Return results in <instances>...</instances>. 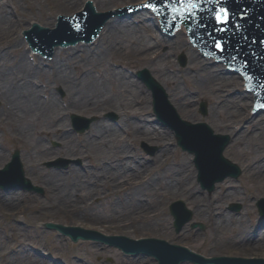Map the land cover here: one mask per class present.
Instances as JSON below:
<instances>
[{"label": "bare ground", "instance_id": "bare-ground-1", "mask_svg": "<svg viewBox=\"0 0 264 264\" xmlns=\"http://www.w3.org/2000/svg\"><path fill=\"white\" fill-rule=\"evenodd\" d=\"M54 1L58 2L57 4H61V6H71L78 4L82 0ZM106 1L108 0H93L94 8L102 11L109 9L111 11V8L115 5H126L131 2L137 4L138 1L145 0H129L113 6H106ZM110 1L111 3L114 1L118 2V0ZM40 2L42 0H0V119L8 125V131L12 134L13 139L23 145L27 151H30V155H26V161L31 168L30 174L35 175L37 172L36 165L54 152L68 156H86L87 148L80 146L72 136L71 129H67L70 124L67 114L75 112L77 109L101 112L103 114L102 111L105 109L114 108V111L119 112L122 122H117V125H114L108 120L101 119L91 128L94 139L92 138L89 142V148L96 150L100 157L99 159L102 158L104 164L95 170L88 180L85 179L83 170L86 168L83 163L72 167L67 173H65V168L59 169L57 174L56 170H54L55 172L51 170L53 175H47L44 170L38 169L39 173H44V180L49 189L52 190L55 201L58 202L57 208H60V211L71 209L73 212L76 211V218L89 216L90 218H87L98 222H104L111 217L122 218L128 212L141 213L142 215V213L146 214L150 210L152 203L143 205L139 200L144 198L146 200L147 198L149 202L154 201L153 204L156 201L155 191L153 192V188L151 189L145 184L147 180L149 182V179L152 178V176L148 177L146 174V171H150L151 168L146 165L148 166L146 169V166H141L143 161L139 162L137 158H132L133 160L130 158L131 150L123 142V138L120 135V132L126 128L127 130L133 129L143 139L163 144L155 156V161L161 166V171H163V177L159 178L158 176L157 186H162L163 191L167 192V194L169 192H177L191 199L192 203L198 204L196 210L199 216L204 215L207 207L200 206V199L196 196L200 191L197 188L196 177L193 178V176L198 171V182H200L202 189L214 188L215 190L216 184L221 182L220 185H223L225 180L221 179L220 176L227 173L226 167L228 163L226 161H230V165L235 166L238 164L226 157L224 152L218 151L213 146V148L205 147L204 149L203 144L197 139H192L194 147L197 146L193 149L195 152L192 153L195 156L194 161L197 171L187 161L186 156L178 160H171L170 148L164 145L166 131L157 129L153 124L145 123L143 121L145 118L141 115L148 108L147 103L150 95L146 92L142 93L144 90L143 86L141 84L139 86L138 82L129 76L128 71L110 67L106 58L110 53L109 49H119L123 46L130 48V52L135 54L136 57L142 60L148 59L147 61L151 63L154 74L160 78L162 83L171 86L172 89H169L171 98L169 100L176 103L184 112L189 110L192 98L186 95L184 90L180 88L176 77L167 70L169 68L168 65L173 63L169 59V54L178 45L188 51L189 57L194 63L193 65L198 68V75H196V81H194L199 93H208L212 96L214 104L216 101L219 105L215 104L211 108V113L214 116L224 114V116L234 115L240 119L244 118V110L249 103L247 100H251L250 107L252 106L253 93L244 92L245 100H240L239 96L237 97L236 95L225 97L229 88H235L239 83L243 87L244 78H241L239 74L231 73L229 76H227V73H221L220 76H216L215 72H217V69H222L223 66L215 64L205 65L211 59L200 56L199 50L189 42L188 33L184 26L175 33L174 42H166L167 36L161 34L155 27L157 19L146 10L134 15L140 21L137 24H134L132 18L125 20L121 18L119 20L118 16H111L107 21H103L105 24L95 41L91 44L79 42L71 47L55 49L53 58L47 63L49 69H45L41 64L48 60L39 59L36 61L37 57L34 55V60H31L30 54L25 52L23 47V44L25 45V37L19 36L16 32L18 24L26 21L32 14V12L31 14L30 12H24L23 16L20 17V14L23 13L21 7L27 6L32 9ZM83 6L84 4L79 8L83 9ZM63 14L69 15L68 12ZM56 20L57 18L54 19L51 26H54ZM30 26L31 23L27 27ZM107 31L109 39L105 42L106 47L99 52L94 43L98 42L102 34ZM178 33H181L179 37ZM152 34H156L158 41L153 42L150 40ZM158 45L166 47L167 50L161 51ZM63 54H66V56ZM143 54H147V58L141 57ZM58 85H61L71 98L66 106L59 102L57 93L53 89ZM44 95L47 98H44ZM240 96L243 97L242 93ZM157 99L158 104L161 105V99ZM239 103H242L244 110L237 108ZM229 107H231L230 112H228ZM236 113L238 114L237 116L235 115ZM139 114L140 117L142 116L141 121L138 117ZM110 115L112 116L113 114L111 113ZM93 119L81 118L80 116L73 117L74 124L78 126H88ZM138 119L139 121H137ZM251 120L252 122L248 123L246 131L258 130L256 133L248 135L243 141H241L242 135H240L238 137L237 151L247 158L246 160L251 164L255 173L263 172L264 177V161L257 163L259 154H263L264 157V116L261 114L257 118L252 117ZM206 135H212L210 129L206 131ZM47 138H59L63 143V148L52 151V147L45 141ZM112 143H116L114 148ZM104 145L106 148H104ZM225 146H228V143ZM209 151H211L210 154L208 153ZM5 159H7V156L4 155L0 146V166L5 163ZM16 167L17 164L13 162V165L7 163L6 166L0 167V169L5 170L6 175L11 173L9 175L11 176L15 175ZM152 179L154 180V178ZM133 183H136V185L138 183L135 190L130 187ZM106 186L111 189L109 192L122 191L131 194L124 199L113 200L110 203L111 212L105 217L101 216L99 210H97L98 207H94L90 203L91 196L100 194V191ZM10 190H6V193L3 194L2 203L10 209L21 207L19 203L22 199L21 195L10 193ZM239 195L234 187L228 189L224 194L225 198L227 197L226 199L235 198ZM225 198L222 200L213 199L216 202L211 201L209 204L211 214L210 216L207 215L206 218L212 221V227H215L218 233L220 231L224 233L233 231L239 237L244 238L255 235V244L249 248L261 249L264 247V228H260V225L254 227L245 223L242 217H235V219L232 213H228L221 207L223 202L226 201ZM109 200H112V193ZM236 208L240 210L241 205L239 204ZM257 208L264 219V196L258 198ZM155 211L156 209H154ZM175 212L177 217H180V221L186 219L182 216L183 211L178 207H176ZM87 213L91 214L88 215ZM185 223V225L183 224L184 226L182 225L181 230L189 223V219ZM262 224L264 227V222ZM192 225L204 228V223L193 222ZM227 228L230 229L228 230ZM71 235L75 234L71 233ZM245 245L247 246L246 243ZM4 246L5 244L0 243V247ZM212 257L222 258L223 264H264L262 262L251 263V259H257L249 257L242 258L222 254L207 256L209 259ZM259 259L264 260V257ZM41 261L40 259L38 264L45 263V260ZM216 264H219V260H216Z\"/></svg>", "mask_w": 264, "mask_h": 264}, {"label": "rangeland", "instance_id": "rangeland-1", "mask_svg": "<svg viewBox=\"0 0 264 264\" xmlns=\"http://www.w3.org/2000/svg\"><path fill=\"white\" fill-rule=\"evenodd\" d=\"M128 1L129 0H118L117 3L116 1L111 3V1L108 0L105 2V5L113 6L115 4ZM107 2L108 4H106ZM57 3L58 2L54 0H42V2L34 6L32 9L27 6L21 7L23 13L20 14V17L23 16L24 12H30V14L32 12V14L26 21L18 24V27H16L17 34L22 36L20 31L23 30L24 27H27L30 23L34 22V20L40 24H45V26H51L54 19L57 18V15L60 12H77L76 10L81 8L80 6L85 3V0L71 6H61V4ZM132 19L134 24L140 22L135 16L132 17ZM179 34L181 33H178V37ZM108 39L109 36L107 31L99 38L100 41L98 40V42L94 43L97 51L100 52L102 49H105V42L108 41ZM174 39H166V42H174ZM150 40L153 42L158 41L156 34H152L150 36ZM158 46L161 51L167 50L166 47H160V45ZM23 47L25 52L28 53V48L24 44ZM129 49L130 48L123 46L119 49H109L110 53L107 56L106 61H109V65L112 68L128 71L129 76H131V78L133 77L134 81L138 82L137 84L139 86L140 84L143 86L144 90L142 93L146 92L150 95L147 103L148 108L145 109L141 115L144 116L145 119L143 121L145 123L153 124L157 129H163L166 131L164 145H167L170 148L171 160H178L181 157L186 156L187 161L191 163L197 171L194 161L195 156L187 151H183L178 146L175 131L164 125L157 117L154 111L153 91L138 77V72L140 70L147 69L160 86L164 88L168 98H171V92L169 91V89H172L171 86L169 84L162 83L160 78L154 74V71L151 68V63L147 61L148 59L142 60L136 57V55L130 52ZM111 50L113 51L111 52ZM63 55L66 56V54ZM183 55L185 56L184 62L182 61ZM141 57L147 58V54H143ZM30 59L34 60L33 56H30ZM169 59H171L173 63L168 65L169 68H167V70L171 75L176 77L180 88L184 90L186 95L192 98L191 106L188 108L189 110L185 112L181 109V107L177 106L176 103L170 102L174 105L183 120L193 123L205 122L214 133L229 136L230 143L225 148L224 155L239 165L241 173L237 177L225 178L223 185H220L221 182H219L216 184L215 190L209 192L208 190L202 189L200 182H198L197 171L193 178L196 177L197 188L200 192L196 196L200 199V206L207 207L205 211L207 213L205 214L204 212V215L199 216L196 210L198 204L192 203L191 199H188L187 197H184V195L177 192H169L167 194V192L163 191L162 186H157L156 181L158 176L159 178L163 177V171H161V166L155 161V156L160 151L163 144L143 139L139 137L133 129L127 130L125 128L122 132H120V135L123 138V142L131 150L130 158H137V161H143L141 162V166L148 165L151 168L150 171H146V174L148 177L152 176L154 180L151 178L149 179V182L147 180L145 184L151 189L153 188V192L155 191V203L153 204L154 201L149 202L147 198L146 200L145 198L143 200H139V202L143 205L152 203V206L150 208L148 207L150 210L147 211L146 214L142 213V215L141 213L137 214L134 212H128L122 218L111 217L107 218L104 222L89 219V216H87L89 218H84L83 216L76 218V211L73 212L71 209L60 211V208H57L58 202L55 201L52 190L49 189V186L44 180V173L47 175H53L51 170H56L57 174L61 168H65V173H67V171L71 170L72 167L78 166L79 163H83L86 168L83 170L85 173V179L88 180L89 176L104 164L103 159H99L100 157L96 150L89 148V142L93 138L91 128L101 119L108 120L114 125H117V122H122L119 112L114 111V108L105 109L102 111L103 114H101V112L77 109V111L67 114V118L70 123L67 129H71L72 136L75 140H77L80 146L87 148V152L85 151L86 156H68L62 153L54 152L46 159H43L41 163L36 165L37 172L36 174L34 173L35 175L30 174L31 168L26 161V155H30V151H27L23 145L13 139L12 134L8 131V125L3 123L2 119H0V146L4 155L7 156L5 163L0 167L3 168L6 166V164L12 160L13 156L17 154L19 161L22 164V174L31 183L30 190H24L22 188L10 190V193L20 194L22 197L19 202L21 207L16 209H10L2 203V196L6 193V190L0 186V243L5 244L4 247H0V264H38L40 259L42 261L45 260L44 264H157V262L152 259V256L148 255L147 252L144 251L142 246H138L142 244H137L138 248L136 251H143V253L147 256L139 254L135 255L136 251L134 254L127 255L126 252L122 251L118 247L109 246L107 243L109 240L106 237H110L112 235L129 237L132 239H141L146 237L161 238L171 243L185 245L193 251L201 253L205 256L222 254L242 258H256L257 260L264 257V247L261 249L249 248L255 244V235H250V239V236H246L245 238L239 237L237 233L233 231H229L227 233L220 231L218 233L215 227H212V221H209L206 218L207 215L210 216L211 214L209 205L211 201H214L213 199L222 200L225 198V192L231 187H234L240 195L230 199H226V197V201L223 202L221 207L228 213H232L234 218L242 217L245 223L251 224L254 227L260 225V228H264L262 224L264 222L263 216L260 215L257 208L258 198L264 196L263 172L259 174L255 173L251 164L248 160H246L247 158L242 156V154L237 151V143H239L238 137L242 135L241 141H243L248 135L256 133L258 129H253L252 132H247L246 128L248 123H245L243 128H240L236 133H234V128L238 127L239 122L243 121L247 116V113L251 112V100H247L249 103L246 106V109L243 108L242 103L237 105L239 110L245 109L243 119L235 117L234 115L232 116L230 113V116H224V114L214 116L213 113H211V108H213V105L215 104L217 106L219 105L216 101L214 104L211 95L208 93H199L197 90L195 81L196 75H198V68L193 65L194 63L189 57L188 51L185 50L184 47H180V45H178L177 48L169 54ZM38 60L39 59L37 57L36 61ZM45 63H42L41 65L45 67V69H49V66H45ZM205 65L208 66V64ZM215 65L220 66L221 64ZM235 88H242V84H237ZM53 89L57 93L59 102L66 106L71 99L67 92L61 85L55 86ZM227 92L228 91H226V93ZM241 93L242 92H240V94ZM226 95L227 96L225 97L233 96L228 94ZM234 95H236V92ZM236 96H239L240 100H245V98L240 95ZM43 97L47 98L46 95ZM204 103L206 104V114H203L202 112ZM230 111L231 107H229L228 112ZM111 113L113 114L112 116L110 115ZM73 115L94 119L91 121L88 128H86L83 132H78L73 126ZM235 115L237 116L238 114L236 113ZM260 115L261 114L257 117ZM142 116L140 117V114L138 115L140 121L142 120ZM139 119L137 121H139ZM250 122H252V120ZM45 141L52 147V151L56 149L61 150L63 148V143L59 138H47ZM143 143L154 147V153L151 154L150 152H147L142 146ZM115 146L116 143H112V147L114 148ZM119 146H121V144H119ZM104 148H106V146ZM66 164L68 167H63ZM148 166H146V169ZM38 169L44 170V173H39ZM137 186L138 183L137 185L136 183H133L130 187L135 190ZM109 190L111 189L106 186L102 191H100V194L91 196L90 204L94 207H98L97 210H99L101 216L105 217L111 212L112 207L110 203H112L113 200H121L131 194L122 191L109 192ZM156 190H158V192H156ZM111 193L112 200H109ZM177 200L185 202L188 210L192 213L189 223L183 227V230H181V228L178 229L175 226L174 217L170 213V205ZM232 203L240 204L241 209L238 211L233 210L231 208ZM154 209H156L155 212ZM87 214L89 215L91 213ZM46 221L67 225L68 227H71L73 231L81 232L82 235H85V238H80L75 242L68 235L61 234L57 230L45 228L43 224ZM193 222L204 223V228L202 229L199 226L194 227L192 225ZM80 228L82 230H80ZM227 229L229 230L230 228ZM186 264L195 263L187 262Z\"/></svg>", "mask_w": 264, "mask_h": 264}, {"label": "water", "instance_id": "water-1", "mask_svg": "<svg viewBox=\"0 0 264 264\" xmlns=\"http://www.w3.org/2000/svg\"><path fill=\"white\" fill-rule=\"evenodd\" d=\"M87 1L88 0H85L83 9H78L77 10L78 13L75 14V16H74L75 19L73 17H71L72 16L71 14H74L76 12H69V15H64L63 12H60L58 17H57L56 23H54V26L44 27L45 24H40V26L44 25L43 27L45 29H41V28L34 29V30L32 29V33L33 32H36V33L34 35H31V39H34V40H37V39H42V40L43 39L44 40H46V39L47 40H58V39L60 40V39H63V40H65L64 38H66V37L67 38L70 37V39L74 38V37H71V36L72 35L75 36L76 34L87 32V24H89L92 21L89 18V16H91V17L94 16L96 19L100 20V22L102 24L103 21H106V15L107 14H110L111 11H116L120 7L124 6V5H115L114 7L111 8V11L109 9H107V11H102V10L94 8L93 1H92V3H89V4L87 3ZM144 2L145 1H138L137 4H134V3L131 2L130 6L133 7V4H134V6L136 8L135 11H132L131 15H127V14L126 15H122L121 17H118V19L121 20V18H123V20H125V19H129V18L134 17L136 12L143 11L142 8H144V7H142V5L144 4ZM92 10L96 11L97 14H93ZM129 10H131V9L127 8V11H129ZM81 15H82L83 19L81 21H79V19L76 20V17H79ZM34 22L36 23V20H34ZM36 25H39V23L37 22ZM30 27H24L25 33H28L27 29L30 28ZM155 27L158 29L157 23H155ZM46 28L48 30H46ZM184 28L186 30L185 26H184ZM20 33L22 34V30L20 31ZM164 36H166V35H164ZM167 38H169V36H167ZM172 39H174V38H172ZM40 44L42 45V47H44V48L46 47L45 43H43L41 41H40ZM88 44H91V43H88ZM199 54H200V52H199ZM207 64L208 65H214V61L213 60L207 61ZM223 68H224V66H223ZM223 68L222 69H217V72H215V75L216 76H220L221 73H227V76H229L230 73L227 70L223 69ZM141 76L148 83L151 82L150 79H148V77H146L144 75V72L141 73ZM235 92H236V95H240V92H242L243 98L245 97V94H244L245 91H243L242 88H229L227 94L228 95H234ZM162 104H163V107H165V105L167 103L165 104L163 102ZM158 106H159V104H158ZM163 107L161 106V109H160V107L157 108V112H158L159 116L163 115V112L161 111L163 109ZM258 115L252 114V112L247 113V116L244 118V120L239 122L238 127L234 128V133H236L240 128H243L245 123H250L252 117H257ZM166 116L171 121L174 122L173 118L168 113H166ZM81 129H83V128H81ZM180 131H182V130H180ZM191 133H192L191 137L187 138L186 137L187 134L184 133V135L179 139L180 144H182V146L184 148H188L191 151H194L193 149L197 147L196 145H195L196 147H194V142L192 141V139L199 140L200 143L203 144L204 149H205V147L206 148L207 147H211V148L215 147L220 152H222V149L224 148L225 144L227 143V142H224L222 144H219V140H217V139H221V136H214L215 138L214 137L211 138L208 135H206L204 129H202V128L198 129V130H192ZM208 153L210 154L211 151H209ZM259 161H264L263 154H259V158H258L257 163ZM14 162L17 164L15 175L9 176L11 173L6 175V173L4 172L5 170L0 171V184L1 185H3L7 181H9L10 183H14V184H22V182L26 181V180L24 181V179L22 178L21 166H20V164L18 162L17 155L15 156ZM223 163H224V161H223ZM228 164L230 165L229 162H228ZM230 166L236 167L234 165H230ZM12 167H14V166H12ZM225 175L226 174H223L222 176H220V178L222 179ZM232 175H234V174H232ZM235 175H237V174H235ZM25 183H27V182H25ZM176 207H178L179 209H181L183 211L182 216H184L186 218L185 220H183V221L179 220L180 217L179 216L177 217L176 212H175ZM171 212L173 213V215L177 219L176 220V222H177L176 224L178 226V229L181 227V225L184 222H186L188 219H190V212L186 211V209L184 207V204L182 202L178 201V202L172 204ZM48 225H49V227L60 228V229H63V230L69 229V228L63 227L61 225L53 224V223H49ZM71 230H72V233L75 234V235L72 236V238L77 239L81 235V232L73 231V229H71ZM112 238L116 239L115 237H112ZM122 239H125L124 241H129V239H126V238H122ZM139 243H150L149 245L152 248V252L157 255L158 259L160 260V264H179L180 261H183L184 258H185L184 251H186L188 253H191L190 251H188L185 248H181V247H177V246H169V245H167L165 243V241H160V240H141ZM154 243H156V244H154ZM113 244L114 245H118L119 247L122 246L124 248H128V246L124 245V243H113ZM192 255H194V254H192ZM195 257L196 258L194 260H195V262L197 264H204V261H208L210 263L214 262L216 264V260L217 261L219 260V264H223V261H222L223 259L220 258V257L213 258L211 260H205L204 258H202L201 256H198V255L195 256ZM259 262L264 263V260H260V259L259 260H251V263H259ZM243 264H245V263H243Z\"/></svg>", "mask_w": 264, "mask_h": 264}, {"label": "snow or ice", "instance_id": "snow-or-ice-1", "mask_svg": "<svg viewBox=\"0 0 264 264\" xmlns=\"http://www.w3.org/2000/svg\"><path fill=\"white\" fill-rule=\"evenodd\" d=\"M217 3H220V0H216ZM142 7L147 8L153 14H159L162 11L161 7H158L157 4L153 3L152 0H149L148 3L142 5ZM164 7L170 9V11L174 14L172 19L173 21L177 19V17H183L185 14L195 15L196 10L199 7V4L195 2V0H164ZM235 13H231L229 9L225 7H219L215 12V23L220 27L217 31L222 33H227L229 31L228 25L231 24L232 18ZM234 27L239 30L240 25H234ZM225 41L222 40H214V44L217 50L223 52L225 50ZM261 107H264L262 105Z\"/></svg>", "mask_w": 264, "mask_h": 264}]
</instances>
